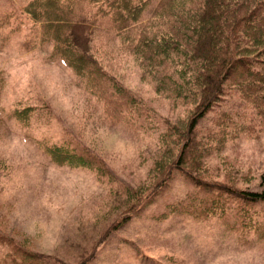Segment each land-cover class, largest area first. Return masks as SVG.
<instances>
[{
    "label": "rangeland",
    "instance_id": "374dc122",
    "mask_svg": "<svg viewBox=\"0 0 264 264\" xmlns=\"http://www.w3.org/2000/svg\"><path fill=\"white\" fill-rule=\"evenodd\" d=\"M29 1L0 0V264L12 246L59 264H79L80 256L86 264H264V203H227L178 171L113 229L126 215V190L148 180L160 135L183 124L191 106L155 91L106 19L92 25L91 52L135 98L133 108L126 95L113 109L31 31L22 12ZM240 94L223 97L198 123L200 137L213 143L220 112L231 115L222 143L202 157L200 176L253 190L264 175V99ZM51 146L94 169L53 161L44 151Z\"/></svg>",
    "mask_w": 264,
    "mask_h": 264
},
{
    "label": "trees",
    "instance_id": "16d2710c",
    "mask_svg": "<svg viewBox=\"0 0 264 264\" xmlns=\"http://www.w3.org/2000/svg\"><path fill=\"white\" fill-rule=\"evenodd\" d=\"M152 1L30 0L22 10L32 21L31 31L42 42H52L51 56L60 58L76 76L86 78L91 93L98 90V96L112 99L113 109H119L117 102L126 101V95L133 108L135 98L105 72L91 52L94 27L106 19L116 36L129 42L155 91L191 106L183 124L168 125L160 135L161 151L153 159L149 178L126 190V215L113 229L138 211L136 204L143 198L149 199L165 185L173 171L196 186L226 195L227 203H242L244 208L264 203V175L253 190L201 177L205 172L202 157L210 154L214 142L222 143L231 115L220 112L216 130L209 133L213 143L200 137L197 129L202 117L225 104L223 97H230L232 91L243 92L248 101L264 99V69L257 70L264 56V0H156L150 18H145ZM84 6L93 12L72 13L83 11ZM44 151L57 163L94 169L91 161L62 146ZM113 208L119 215L120 207ZM224 214L221 210L220 215ZM6 256L8 264H59L15 246ZM86 262V256H80L79 264Z\"/></svg>",
    "mask_w": 264,
    "mask_h": 264
}]
</instances>
